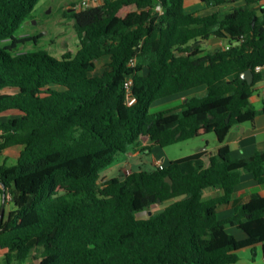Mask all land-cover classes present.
I'll use <instances>...</instances> for the list:
<instances>
[{"label": "trees", "instance_id": "16d2710c", "mask_svg": "<svg viewBox=\"0 0 264 264\" xmlns=\"http://www.w3.org/2000/svg\"><path fill=\"white\" fill-rule=\"evenodd\" d=\"M40 1L0 0V153L20 148L16 164L0 166V198L11 196L15 207L7 220L0 212L7 264H235L239 251L264 244L259 194L218 218L243 172L264 184V151L233 160L225 144L233 127L264 113L251 103L264 80V69L255 71L264 67L263 0H199L207 9L244 2L207 15L187 12V0L72 3L66 15L79 44L60 57L21 49L32 38L20 30ZM213 38L223 46L203 55L198 42ZM248 70L252 84L241 79ZM199 88L180 106L150 113L155 102ZM210 133L220 147L208 165L198 152L121 177L100 174L132 150ZM208 189L223 195L204 199ZM155 206L164 208L137 218ZM233 226L247 237L237 240Z\"/></svg>", "mask_w": 264, "mask_h": 264}, {"label": "rangeland", "instance_id": "374dc122", "mask_svg": "<svg viewBox=\"0 0 264 264\" xmlns=\"http://www.w3.org/2000/svg\"><path fill=\"white\" fill-rule=\"evenodd\" d=\"M80 1L81 0H41L34 11V19L26 22L20 30L21 37L32 38L24 45H21V49L30 52L45 51L55 57H60L66 51H76L79 44V39L76 33L74 20L70 16L66 15V10L70 7L69 4H78ZM243 4V1H239L235 4L231 3L226 6L214 9H207L206 7H204L202 10L197 7H191V9L186 7V9L189 12H199L200 15H207L215 11L226 14L230 12L232 7ZM259 8L260 5L254 6L255 10H259ZM3 44L4 43H2V45ZM204 45H206V43H203V46ZM207 48L208 50L213 51L217 48V46L214 45V43H211ZM103 66V62L98 63L99 70L97 73L103 71ZM168 101L169 100L167 99H163L155 102L150 108V113L166 111L178 105V102L176 101ZM203 139L209 141V146L212 147L217 143L215 134L210 133L205 136L181 142L169 147L163 148L160 146H155L154 148L156 149L154 150L153 148L151 153H138L136 156L139 160L143 159L144 163L148 165L146 170H149L152 167L151 159L153 158L154 154L160 156V158H162L165 163H168L179 158L190 156L191 154L206 147V143L203 141ZM18 154V149H12L10 152H8L7 158H5L6 154L2 155L0 153V166L3 164V159H9L7 165L16 164L17 160L14 159L17 158ZM135 154L136 153L134 150H132L128 154L121 155L118 161L100 172L101 176L108 178L122 176L121 174L127 161L130 160L131 164H136L139 161L136 159V156H134ZM163 208L164 206H155L152 208L151 212H140L136 216L138 219L144 220L147 219L152 213L161 212ZM10 209H15L13 204L11 205ZM8 216L9 208L6 210L5 220L8 219ZM32 263L37 264L38 262L34 260ZM0 264H7L4 252L2 250H0ZM26 264H31V261Z\"/></svg>", "mask_w": 264, "mask_h": 264}, {"label": "crops", "instance_id": "0c3cea01", "mask_svg": "<svg viewBox=\"0 0 264 264\" xmlns=\"http://www.w3.org/2000/svg\"><path fill=\"white\" fill-rule=\"evenodd\" d=\"M104 2L105 0H99L100 5H102ZM78 4H76V6ZM69 5L71 6V4ZM261 5L264 6V0L262 1ZM186 7H189L190 9L191 7L193 8L197 7L202 10L205 7V5L202 4L199 0H187ZM189 13H192V12L190 11ZM196 13H199V12H196ZM205 43L206 45L204 46H203V43H199V45L202 46L201 51L203 55L210 51L207 48L209 44L214 43V45H216L217 48L218 46L220 47V46H223L224 44L223 41L217 38L216 39L213 38L209 42H205ZM101 62L104 63V61H101ZM254 90H255L254 94L251 97V103L254 105V107L257 110H262L264 109V80L258 82ZM204 92H205V88H199V89L192 90V91H189L183 94L172 96L170 98H167V100H169L168 102L176 101L178 102L177 106H180L181 104L187 101L188 97L202 94ZM203 141L206 143V147L202 148L201 150L195 153L205 152L203 160L205 164L208 165L209 157L215 155L218 152L220 145L218 141H216L217 143L212 147V146H209L210 145L209 141H207L206 139H203ZM225 144L229 146L230 156L233 160L247 158V157L254 155L257 152H263L264 151V113H260L256 117L253 123H245V124L233 127L225 139ZM12 149L20 150V148H17V147L10 148V149H7L1 152V154L2 155L6 154L5 158H7L8 152H10ZM155 149L156 148H154V150ZM136 155L137 154H135L134 156ZM17 158L14 160H18ZM136 159H138L137 156H136ZM159 159L163 161V159L160 158V156H157L155 154L153 155V158L151 159V166H152L151 168L155 167V161ZM8 160L9 159H3L2 165H7ZM147 167L148 165L144 163L143 159H140L136 164H131L129 160L126 162L121 175L123 176L127 169L131 171H137L139 168L146 169ZM253 194H259L260 196L264 197V184H260L256 180L253 173L243 172L240 177V183L235 189V195H234L233 201L230 202L229 204L220 206V208L218 209V218L221 220H226V219L233 217L235 213L236 205L237 204L240 205V204H244L248 202L250 199V196ZM222 195H223L222 190L208 189L204 192V199H211V198L222 196ZM11 205L12 203L6 201L4 197L0 198V212H1V209L4 208V214H5L6 210L9 208V213H10ZM228 232L234 235L236 239L240 241L244 240L247 237L246 234L236 226L229 227ZM3 252L5 254V251ZM235 264H264V244H258L256 246L248 247V248H245L239 251V261Z\"/></svg>", "mask_w": 264, "mask_h": 264}, {"label": "built area", "instance_id": "2783aa9c", "mask_svg": "<svg viewBox=\"0 0 264 264\" xmlns=\"http://www.w3.org/2000/svg\"><path fill=\"white\" fill-rule=\"evenodd\" d=\"M97 6H100L99 0H81L80 3L76 6V9L77 10H85V9H88V8H91V7H97ZM227 49H229V47H227ZM130 65L132 67H135L136 59H131ZM263 69H264V67L257 66L255 68V71L256 72H261ZM124 86H125V89L127 91L128 103H129V105H132L136 101V98L133 96L132 90H131L132 81H130V80L126 81ZM162 165H163V161L162 160L159 159V160L155 161V166L156 167H161ZM131 172H132L131 170L127 169L125 171V174L129 175ZM5 200L10 202V203H12V197L11 196L6 197Z\"/></svg>", "mask_w": 264, "mask_h": 264}, {"label": "water", "instance_id": "95a60500", "mask_svg": "<svg viewBox=\"0 0 264 264\" xmlns=\"http://www.w3.org/2000/svg\"><path fill=\"white\" fill-rule=\"evenodd\" d=\"M198 43H200V41ZM241 79L246 80L249 84H252L254 80V73L252 72V70H248L241 75ZM3 216L4 208L1 209V217Z\"/></svg>", "mask_w": 264, "mask_h": 264}]
</instances>
